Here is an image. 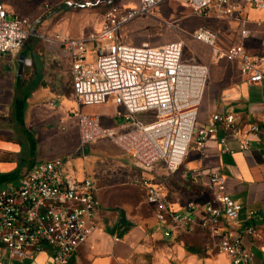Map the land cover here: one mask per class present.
Wrapping results in <instances>:
<instances>
[{
  "label": "built area",
  "instance_id": "1",
  "mask_svg": "<svg viewBox=\"0 0 264 264\" xmlns=\"http://www.w3.org/2000/svg\"><path fill=\"white\" fill-rule=\"evenodd\" d=\"M166 0H138L134 7L106 0L101 27L76 37L58 35L55 39L71 61L72 90L78 105H103L112 101L123 107L121 132L102 126L96 115L77 111L79 150L99 139H111L133 159L141 174L131 184L145 192L165 237L192 233L197 228L217 235L219 250L232 264H253V252L242 235L226 223L237 224L242 204L228 192L224 177L208 173L212 193L203 205L190 203L186 211H174L162 189L144 173H151L162 162L170 174L176 173L191 149L201 151L213 140L224 151L252 147L251 136L262 131L257 123L247 129L233 113L216 112L205 125H198V110L208 83L206 65L184 60L185 43L176 40L164 45H128L121 42L119 29L138 17L154 16ZM201 17L217 20H244L248 7L264 10V0H173ZM39 18L10 17L0 0V58L14 55L36 32ZM248 31L242 30L246 36ZM191 37L213 49L215 59L227 57L239 64L241 75L251 83L264 81V57L253 55L241 44L227 50L217 47V34L201 27ZM153 113L151 121L138 115ZM150 117V116H149ZM72 157L36 163L18 186L0 191V260L28 259L47 252L56 264H69L73 255L100 228L99 187L89 176L72 174ZM198 171L194 176L199 177ZM255 211L247 213L252 219ZM247 237L264 243V226L249 224Z\"/></svg>",
  "mask_w": 264,
  "mask_h": 264
},
{
  "label": "crops",
  "instance_id": "2",
  "mask_svg": "<svg viewBox=\"0 0 264 264\" xmlns=\"http://www.w3.org/2000/svg\"><path fill=\"white\" fill-rule=\"evenodd\" d=\"M2 3L10 17L21 14L35 17L40 6H23L13 0ZM137 4L138 0L123 3L128 7ZM101 23L92 31L99 30ZM201 27L216 32L220 49L241 44L248 53L264 57V10L250 7L244 20H217L198 16L189 7L166 0L157 7L154 16L138 17L121 27L118 34L121 42L128 45L160 46L183 40L194 53L188 62L201 63L209 69L198 125H205L216 112H230L244 129L257 123L262 131L251 136L252 147L247 152L238 149L239 141L230 140L228 145L233 152H228L210 140L201 151L191 149L176 173L170 174L158 162L151 173L144 174L162 189L167 205L180 212L186 211L190 203L203 205L210 201L208 173L221 174L230 195L243 206L239 222L226 225L242 235L244 244L253 252V264H264V243L244 234L249 224L264 226V81L249 82L241 75L239 64L225 56L216 60L210 46L191 37ZM244 29L248 31L246 36L242 35ZM58 30L66 36H79L67 20ZM92 31L84 30L81 34ZM32 36V47L26 42L14 55L0 58V191L18 186L23 174L36 163L62 158L50 155L44 159L41 154L38 158L40 149L43 151L59 141L54 124H63L72 116L79 144L77 111L96 115L102 126L121 132L123 118L118 113L124 112L123 107L110 101L81 108L78 103L67 102L69 95L62 89L52 90L57 89L58 78L64 71L71 75V61L55 39L40 43L37 31ZM184 60L187 61L185 57ZM60 93V100L66 101L61 112L56 111ZM91 143L86 145L90 156L87 159V155L82 156L85 158L82 169L76 170L73 165L70 172L79 179L89 176L96 180L101 203L100 228L78 249L69 264H232L230 257L219 250L220 238L209 231L197 228L192 233L165 237L153 207L145 201L144 190L131 184V178L141 174L133 159L122 154L108 139ZM198 171L203 174L194 176ZM145 207L151 216L144 213ZM250 211L256 212L252 219L247 218ZM0 264L56 263L49 253L41 252L28 259H1Z\"/></svg>",
  "mask_w": 264,
  "mask_h": 264
},
{
  "label": "rangeland",
  "instance_id": "3",
  "mask_svg": "<svg viewBox=\"0 0 264 264\" xmlns=\"http://www.w3.org/2000/svg\"><path fill=\"white\" fill-rule=\"evenodd\" d=\"M16 3L29 5V4H39V8L35 11L37 14L35 18H39V22L37 25L36 31L41 35L38 41L40 43H49L50 40L57 39L56 36L63 35L60 30H58L59 26L63 23V21L67 20L70 22V25H73L78 30V35L81 34L82 31L86 30L92 31L97 29L100 26L102 14L104 13L106 6V0H13ZM131 0H116L117 3H127ZM179 3V2H178ZM22 15V14H21ZM23 16H30V15H23ZM199 16V15H198ZM32 17V16H31ZM147 17V16H145ZM189 33L190 31H184ZM84 34V33H82ZM67 35V34H66ZM65 35V36H66ZM73 35V34H72ZM75 36V35H74ZM71 37V36H70ZM32 41H34L33 36L28 39V44L32 47ZM152 45V44H151ZM194 53L192 50L185 46L184 48V57L187 61H192ZM57 89H52L53 91H57L58 88L62 89L65 94H68L69 98L67 102L76 103L75 95L72 90V82H71V75L70 73L64 71L63 74L60 75L57 82ZM62 91V92H63ZM55 95V94H54ZM71 95V96H70ZM59 98V105L57 106L56 111L61 112L63 103L66 101L60 100ZM46 109L47 107L44 106ZM84 105L81 106V108ZM49 110V108H48ZM148 116L145 121H151L153 113H145L140 114L138 117L140 119L145 118ZM150 116V117H149ZM63 124L58 122L54 124V133L56 134V138L59 140L55 144L53 142L49 144L45 150H39L38 158L40 154L47 158V156H52L51 158L55 157H72L74 156L73 165L75 166L76 170L82 169L83 161L85 158L82 156L87 155L86 159L90 156L91 153L89 150V146L79 150L78 144V132L77 127L74 125V119L72 116L70 118L63 121ZM64 127V129L62 128ZM58 130V132H56ZM114 145H116L120 152L123 154L125 153L124 150L114 143L111 139H108ZM92 144V143H91ZM144 213L151 216V212L145 207Z\"/></svg>",
  "mask_w": 264,
  "mask_h": 264
},
{
  "label": "water",
  "instance_id": "4",
  "mask_svg": "<svg viewBox=\"0 0 264 264\" xmlns=\"http://www.w3.org/2000/svg\"><path fill=\"white\" fill-rule=\"evenodd\" d=\"M22 69H23V65H22V63L20 64V74H21V72H22ZM29 170L30 169H28L24 174H23V176L25 175V174H27L28 172H29ZM22 176V177H23Z\"/></svg>",
  "mask_w": 264,
  "mask_h": 264
}]
</instances>
